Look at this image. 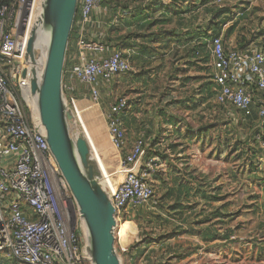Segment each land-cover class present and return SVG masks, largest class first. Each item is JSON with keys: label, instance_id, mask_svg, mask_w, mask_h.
Masks as SVG:
<instances>
[{"label": "built area", "instance_id": "obj_1", "mask_svg": "<svg viewBox=\"0 0 264 264\" xmlns=\"http://www.w3.org/2000/svg\"><path fill=\"white\" fill-rule=\"evenodd\" d=\"M39 2L0 0V264H90L71 192L34 117L27 83L20 79ZM100 2L77 1L75 18L80 25L88 23ZM210 57L214 103L248 114L259 100L258 94L264 92V40L253 49H236L226 47L222 38L216 37L210 42ZM129 69L128 60L113 50L101 57L79 54L65 74L88 87L89 100L101 113L100 87ZM65 97L88 137L72 100ZM126 107V99L117 98L104 115L108 159L124 170L110 183L106 180L116 221L129 205L153 202L154 194L136 165L143 154L144 139L138 137L130 150L122 153L124 132L119 115ZM256 113L260 126L264 124V106Z\"/></svg>", "mask_w": 264, "mask_h": 264}, {"label": "crops", "instance_id": "obj_2", "mask_svg": "<svg viewBox=\"0 0 264 264\" xmlns=\"http://www.w3.org/2000/svg\"><path fill=\"white\" fill-rule=\"evenodd\" d=\"M173 1L184 7L192 2L102 0L85 25H80L77 18H74L65 56L62 85L65 95L72 100L78 117L86 125L89 139L103 151V143L107 138L104 115L108 113L109 104L112 102L101 104V113L96 112L89 105L93 103L89 100L88 87L68 77L65 71L73 67L81 53L91 57L105 56L116 49L122 53L130 65L129 71L123 74H129L128 78H123L119 83L111 79L106 82V87L103 88L105 84L100 87L105 96H113L112 92L119 89L122 93L120 97L127 101V107L119 115L120 126L124 132L122 153H127L138 137H142L145 142L143 153L147 150L153 153L163 152V158L157 159L159 156L156 153L151 158L152 161L155 160L154 170L159 177V181L154 182L160 185L164 182L165 186V192L160 198L175 205L171 214L192 219V222H185L183 218H176V232H192L202 238L186 243L185 248L177 243L172 247L171 255L177 256L178 251L182 252L190 247L195 249V246L202 249L206 257H214L219 264H223V260L218 259L224 256L223 250L235 247V242L228 240H232L236 230V168H226V172L211 178L203 166L192 160L187 163L168 160L174 156L170 155L171 153L180 155V142L184 140L185 146L189 147V140L201 141L200 138L208 132V129L199 128L203 124V116L208 115L207 101L203 100L206 99L209 83L207 75L201 73L200 63L192 64L195 59L187 56L186 50L190 43L183 42L182 38V42L175 43L173 37L159 35L160 30H173L174 34L178 35L187 27L183 28L176 17H170V22L163 27L154 23L156 19H160V7H171ZM258 4L257 0H236V7L233 9L236 14L232 19L236 28L231 32L236 44L227 46L226 39L229 36L226 27L222 28L219 35L226 47L253 49L262 41L264 7L260 5L263 7L260 12ZM147 13L149 15L143 19ZM184 21L186 22V19ZM127 34L129 37L124 39ZM142 47L149 49L150 51H146L151 55L139 54ZM135 56L140 58L133 59ZM133 74L137 75L136 78ZM66 87H69V90H66ZM197 114L202 121L199 127H188L186 124L183 126L186 120ZM257 132L262 133V130L256 128L251 140L258 144L259 148L264 143L260 141ZM152 140H156V143L153 144ZM168 152L169 158L164 155ZM232 154L235 155V152ZM167 190L169 196L165 195ZM130 228L129 222L121 224L119 236L122 238L123 234L131 231ZM194 253H190V258L194 257ZM140 255L139 259L145 262L148 258L147 251L144 250Z\"/></svg>", "mask_w": 264, "mask_h": 264}, {"label": "rangeland", "instance_id": "obj_3", "mask_svg": "<svg viewBox=\"0 0 264 264\" xmlns=\"http://www.w3.org/2000/svg\"><path fill=\"white\" fill-rule=\"evenodd\" d=\"M257 3H259L260 12L263 11L264 0H257ZM210 4L228 9V18H232L236 14L233 11L236 7V0H218L215 3L210 2ZM259 15L261 16L262 14L259 13ZM227 22L226 28L234 24L229 19ZM234 25V28H236V23ZM228 36V39H226L227 46L236 44L232 33ZM261 40L263 41L264 37ZM207 49L210 52V43ZM199 66L201 73L207 75L206 78L209 79L208 76L211 71L210 61L209 64H200ZM123 74L125 73L114 76L112 78L113 81L119 83L123 78H128L129 74L124 76ZM106 84L103 85V88L104 86L106 87ZM112 94L113 96L110 94L105 96L103 91H100L99 106L101 107V104L108 103V101H114L122 93L117 89ZM257 99L259 100L254 102L248 114L234 109L230 110L209 100L208 115L202 118L203 129H208V132L200 138L201 141H197V139L194 141L189 140L190 145L187 147L183 140L180 142L182 144L178 145L182 149L179 153L180 155L177 156L178 153H171L170 155L174 156L169 158V152L164 154L165 157L169 158L168 160L175 162L179 160L181 163H187L192 160L197 165L203 166L211 178L226 172V168L233 166L236 168V230L231 238L232 240H228L235 242V247L223 250L225 252L224 256L218 258L221 261L223 260V264H264V145H262L263 147L261 146L262 148H258V158L252 164L245 162L242 151V149H246L249 146L251 135L255 134L256 128H259L260 121L256 110L259 106H264V94H258ZM89 105L93 109L96 108V112H99L97 106ZM199 117L200 115L198 114L195 117L191 116L190 119L183 123V126L186 124L188 127H199V123L202 122ZM235 140L236 152L233 155L231 145ZM89 141L96 156L103 161L100 163V169L105 179L111 181L124 172V170L109 161L108 155L110 151L106 141L103 143V151L96 147L95 142L92 143L90 139ZM96 150H98L97 153L95 152ZM155 153L149 150L145 151L136 164L137 170L144 174V178L153 187V202L142 206L129 205L124 211L119 213L120 220L115 230V248L122 260V264H219L217 260H214V257H206L203 255L202 249H198L195 246V249L190 247L183 249L182 252L178 251L177 256L171 255L172 247L177 245V243L184 247L186 243H190L193 239L202 238L192 232L175 231L174 221L176 218L180 219L183 217L171 214L173 211L172 206L174 207L175 205L169 200L163 201L160 198L165 192V186L154 182L159 181L154 178V172H152V169L156 168L146 161L147 157H152ZM157 153L163 155L161 151H157ZM156 158L158 159L160 156ZM144 167H147V170L151 172H145ZM103 170H105V173ZM186 218L188 219L184 217L183 221L192 222L190 217L187 216ZM124 222L130 223L131 231L123 234L121 238L119 236V226ZM199 222L200 220H198ZM142 245L143 247L141 248ZM162 249H164L163 252L161 251ZM144 250L147 251L148 255L145 262L139 259L140 254ZM192 252H195L194 257L190 258V253Z\"/></svg>", "mask_w": 264, "mask_h": 264}, {"label": "water", "instance_id": "obj_4", "mask_svg": "<svg viewBox=\"0 0 264 264\" xmlns=\"http://www.w3.org/2000/svg\"><path fill=\"white\" fill-rule=\"evenodd\" d=\"M78 0H40L26 41L20 79L27 83L36 121L71 192L90 264H122L115 248L116 211L90 141L78 126L62 85ZM44 40L38 62L36 42Z\"/></svg>", "mask_w": 264, "mask_h": 264}, {"label": "trees", "instance_id": "obj_5", "mask_svg": "<svg viewBox=\"0 0 264 264\" xmlns=\"http://www.w3.org/2000/svg\"><path fill=\"white\" fill-rule=\"evenodd\" d=\"M102 1V0H101ZM177 1V0H176ZM211 0H192L191 3H188L187 6H181L177 2H172L171 7H166V6H161V15L160 19H156L154 23L160 24L162 27L164 25H167L170 22V17H176L179 22L181 23L180 25H183V28L187 27L186 30L184 31L183 29L181 32L176 35L174 34L173 30H160L159 35L161 37L164 36H169L173 37L175 40V43H180L182 42L180 38L183 39V42L185 43H190L189 47L186 50L187 56L195 59V61L192 62V64H196L195 62H199L201 65H206L209 64V61H211L210 57V52L208 51L207 47L208 44L211 42L212 39L216 37H220V32L223 27H226V22L229 20H232V18H228V13L229 10L224 8V7H218L213 4H210ZM149 13H147L145 16H143V19H145L146 16H148ZM185 15L186 18H185ZM142 19V18H138ZM137 19V20H138ZM186 19V22L184 21ZM201 19V21H199ZM207 19V20H206ZM235 24V23H234ZM234 24L226 28V33L229 35L231 31H233ZM185 26V27H184ZM129 35L127 34L124 39H127ZM179 37V38H177ZM185 39V40H184ZM121 40V38L119 39ZM121 41H119L120 43ZM119 47V45H117ZM121 49V48H120ZM149 49L141 48L139 51V54L147 55L150 56L151 53L149 51H146ZM146 52V53H145ZM123 56V55H122ZM124 57V56H123ZM125 58V57H124ZM140 58L139 56L133 57V59ZM133 59H130L132 62ZM211 69V68H210ZM136 74H133V77L136 78ZM209 83L207 84V94L205 96L206 99H203L207 101V107L208 101L212 100L214 97V85L211 80V74H209ZM252 118V116H250ZM203 126L201 125L199 128H202ZM259 129L262 130L261 132H257L259 135V139L261 142H264V124L259 126ZM262 136V137H261ZM228 140V138H226ZM230 141V139H229ZM251 143L246 149H242L243 151V156L245 162H249L252 164L256 158H258V144H255L250 141ZM152 143L155 144L156 140H152ZM255 145H254V144ZM231 150L232 152H236V140L233 141L231 145ZM156 155L160 156V158H163V155H159L156 153ZM152 157H149L148 160L152 165H156L155 161L151 160ZM154 172V178L156 180H159V177L157 176V172L152 169ZM145 172L150 173L151 171L145 169ZM162 182L161 184H163ZM167 193L165 194L166 196H169V190L166 191ZM173 207V206H172ZM228 238V237H227Z\"/></svg>", "mask_w": 264, "mask_h": 264}, {"label": "bare ground", "instance_id": "obj_6", "mask_svg": "<svg viewBox=\"0 0 264 264\" xmlns=\"http://www.w3.org/2000/svg\"><path fill=\"white\" fill-rule=\"evenodd\" d=\"M36 51H37V56H38V62L40 63L41 62V59H42V56H43V52H44V40L42 38H40L37 42H36ZM83 122V121H82ZM84 124V123H83ZM84 129H86V125H84ZM87 132V130H85ZM88 134V133H87ZM96 153L98 152V150L95 151ZM93 154L95 155V157L97 158L98 160V163L100 165V163H102L103 161L101 160V158H99L98 156H96V154L94 153V150H93ZM104 173H105V170H103ZM107 180V183H110L108 179ZM117 224H118V221H117Z\"/></svg>", "mask_w": 264, "mask_h": 264}]
</instances>
